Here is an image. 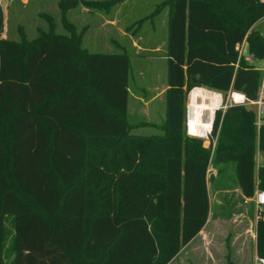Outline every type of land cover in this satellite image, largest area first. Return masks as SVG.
I'll return each mask as SVG.
<instances>
[{
    "label": "trees",
    "instance_id": "obj_1",
    "mask_svg": "<svg viewBox=\"0 0 264 264\" xmlns=\"http://www.w3.org/2000/svg\"><path fill=\"white\" fill-rule=\"evenodd\" d=\"M167 2L161 133L131 131L126 50L80 47L70 22L68 35L0 37V264L6 220L12 264H166L206 222L210 161L234 162L243 196L264 188L255 163L264 114L258 122L254 105L217 108L208 146L185 132L194 87L257 97L264 35L251 27L264 2ZM243 39L254 62L239 55ZM255 232L264 256L263 218Z\"/></svg>",
    "mask_w": 264,
    "mask_h": 264
},
{
    "label": "rangeland",
    "instance_id": "obj_2",
    "mask_svg": "<svg viewBox=\"0 0 264 264\" xmlns=\"http://www.w3.org/2000/svg\"><path fill=\"white\" fill-rule=\"evenodd\" d=\"M93 1L0 0L3 12L0 37L32 40L50 29L68 35L70 22L79 35L80 47L103 52L126 50L131 62L127 115L134 125L131 131L136 134L163 132L161 124L165 119L167 91V0H104L108 6L95 5ZM251 28L264 35V16ZM261 61L255 63L260 66ZM232 91H216L220 96L218 108L224 110L230 103H242L232 99ZM189 92L185 97V121ZM185 132L189 134L186 122ZM195 136L208 146V134ZM214 145L215 139L212 147ZM261 162H264V152L256 149V166ZM233 170L231 161L221 164L210 161L207 184L212 206L205 226L208 237H197L191 244L184 245L166 264H253L251 222L255 218L254 208L242 202ZM5 229L3 262L12 264L14 253L10 246L14 229L8 220Z\"/></svg>",
    "mask_w": 264,
    "mask_h": 264
},
{
    "label": "bare ground",
    "instance_id": "obj_3",
    "mask_svg": "<svg viewBox=\"0 0 264 264\" xmlns=\"http://www.w3.org/2000/svg\"><path fill=\"white\" fill-rule=\"evenodd\" d=\"M232 99L241 100V94L234 92ZM220 96L216 91L194 87L188 96L186 126L189 134L205 137L211 128L214 110L219 107Z\"/></svg>",
    "mask_w": 264,
    "mask_h": 264
},
{
    "label": "built area",
    "instance_id": "obj_4",
    "mask_svg": "<svg viewBox=\"0 0 264 264\" xmlns=\"http://www.w3.org/2000/svg\"><path fill=\"white\" fill-rule=\"evenodd\" d=\"M260 1L264 2V0H260ZM236 48L239 51V55H242V57H244L246 60L252 61V62L255 61L253 58V55L248 53V51H247V42L245 39H243L242 42L237 43ZM256 66L261 71L257 97L254 99H249L242 93L240 101L242 102V104H252L255 106L256 113H257V121L260 122L261 116L264 114V58L261 61V65L258 66L256 64ZM233 94H234V91L231 92V97L233 96ZM188 133H189V131H188ZM242 202L243 203H252L253 208H254V213H255L254 217H255L256 221L258 218L264 219V188L256 187L254 189L252 195H250V196H243L242 195ZM253 263L254 264H264V256L258 255L256 253L254 255Z\"/></svg>",
    "mask_w": 264,
    "mask_h": 264
},
{
    "label": "crops",
    "instance_id": "obj_5",
    "mask_svg": "<svg viewBox=\"0 0 264 264\" xmlns=\"http://www.w3.org/2000/svg\"><path fill=\"white\" fill-rule=\"evenodd\" d=\"M219 164H221V163H219ZM233 169H234V162H233ZM233 172H234V176L236 178L235 170H233ZM236 181H237V178H236ZM207 189H208V184H207ZM236 189L239 191V195H241V198H242V192H241V189H240V187L238 185V182H237ZM208 196H209V189H208ZM241 204H242V202H241ZM246 204H248V203H246ZM250 204H252V203H250ZM211 206H212V201L210 200V196H209V212H208V217L206 219V222L203 225V227L200 229V231L186 245L191 244V242H193L197 237H200V238H203V239H204V237H208L207 233L209 234V232L206 230L205 226L208 224V221H209L208 218H209V215H210ZM251 226H252L251 227V242H252V245L254 247L255 254H256V246H255V244H256V232H255L256 220H255V218H253V220L251 222Z\"/></svg>",
    "mask_w": 264,
    "mask_h": 264
},
{
    "label": "water",
    "instance_id": "obj_6",
    "mask_svg": "<svg viewBox=\"0 0 264 264\" xmlns=\"http://www.w3.org/2000/svg\"><path fill=\"white\" fill-rule=\"evenodd\" d=\"M216 109H217V108H216ZM216 109H215V110H216ZM215 110H214V111H215ZM212 120H213V118H212ZM212 120H211V123H212ZM206 135H207V134H206Z\"/></svg>",
    "mask_w": 264,
    "mask_h": 264
}]
</instances>
